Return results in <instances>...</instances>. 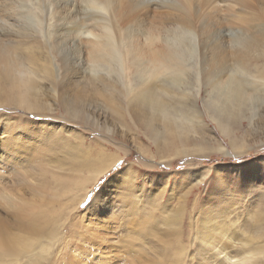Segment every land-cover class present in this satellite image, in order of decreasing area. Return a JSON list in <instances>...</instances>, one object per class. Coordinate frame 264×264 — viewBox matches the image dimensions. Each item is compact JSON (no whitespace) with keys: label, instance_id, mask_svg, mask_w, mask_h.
<instances>
[{"label":"bare ground","instance_id":"1","mask_svg":"<svg viewBox=\"0 0 264 264\" xmlns=\"http://www.w3.org/2000/svg\"><path fill=\"white\" fill-rule=\"evenodd\" d=\"M133 1L142 7L159 3L158 0ZM30 2L0 0V107L7 108L8 113L20 110L24 114L47 117L51 107L63 103L62 96L70 81L79 76L82 79L89 77L105 87L116 83L120 89L113 98L122 96L133 110L141 109L146 113V127L150 128L157 146L161 143L159 150L165 155L166 166L180 156L223 152L221 144L208 134L211 130L207 118L220 135L230 138L234 152L240 149L237 142H233L235 139L231 141V126L243 120L251 123L256 111L264 104V64L251 63L252 58L264 59V47L257 49L254 38L234 35L228 39V44L231 43L227 47L229 54H224V45L218 50L216 40L200 36L186 21L180 23L176 31L166 32L163 38L145 36L141 43L126 34L117 37L104 22L112 0H84V11L93 12L99 19V23L87 27L77 19L76 7L71 1L53 3L52 7L43 6L44 0ZM191 3L192 0H181L175 2V7L188 18ZM21 19L24 26L19 25ZM25 32L38 36L45 45V55L49 58L48 62L44 60L48 67L42 66L43 60H39L42 69L37 68L38 62L34 64L33 53L26 51L32 36ZM23 33L30 39L21 41ZM158 41H162V45L154 46ZM229 56L236 59L231 69L215 71L211 75L207 58L214 62L219 58L224 62ZM38 57L43 59L45 56ZM191 77L194 78L192 84L195 83L188 88L184 83ZM50 97L51 100L46 101ZM200 103L204 113L199 109ZM78 109L68 100L66 114L80 117ZM261 110L264 111V107ZM156 121L161 123L162 133L152 125ZM92 122H95L93 117ZM53 126L32 123L24 119L22 113H0V264H106L111 229L127 230L126 233L153 240L154 232L147 226V216L150 217L154 210L166 211L168 204H161V195L155 198L150 190L148 195L144 193L147 189L144 188L143 193L140 191L141 187L136 184L140 171L132 165L113 175L118 177L117 181L113 176L107 180V185L93 196L82 215L76 214L77 207L98 179L121 158L109 154L107 148L97 143L92 147L85 146L83 135L66 130V126L52 130ZM189 140L196 141L193 149L187 145ZM142 153L145 154L143 149ZM62 163L84 168L87 175L79 176L71 183L64 182L66 179L60 178L61 174L58 176L57 172ZM47 165L52 170H47ZM29 166L33 168L25 170ZM148 169H152L151 166ZM206 173L190 170L179 183L187 184L188 194L199 191ZM146 179L144 182L150 183L148 186L152 189L155 176ZM116 182H119L118 186ZM51 190L53 194L49 195ZM59 191L64 193V199L57 203L54 194ZM136 193L141 196L137 197ZM199 212L206 219L210 218L206 208L201 206ZM222 216L219 212V218L215 215L211 218L220 220ZM211 224L213 234L218 224ZM66 226L69 227L64 233ZM217 230L219 232V228ZM225 246L221 244L222 250Z\"/></svg>","mask_w":264,"mask_h":264},{"label":"rangeland","instance_id":"2","mask_svg":"<svg viewBox=\"0 0 264 264\" xmlns=\"http://www.w3.org/2000/svg\"><path fill=\"white\" fill-rule=\"evenodd\" d=\"M16 1L21 2L23 0ZM30 1L29 4H34L37 0ZM66 1H71L76 7L75 15L83 26L87 27L92 23H99V19L93 12L84 11V0H44L42 4L45 7H52L51 4L53 3ZM180 1L158 0L159 3L146 6L149 7L146 8L137 5L133 0H112L106 17L107 20L104 22L112 28V32L117 37L119 34L122 36L126 34L143 43L145 36L146 38H163L166 32L172 33L180 23L184 24L189 21L190 28L200 36L208 38L210 41L216 40L217 42L214 41V43L218 46V50L220 47L221 50L224 47L222 50L224 54H229L228 50L230 49L227 47L231 46V43L228 44V39L238 34L251 36L258 43L257 49L263 50L264 0H192L188 18L184 17L175 7V2ZM21 20L19 25L24 26L23 19ZM25 33L20 40L32 39L26 51L33 53L34 64L36 65L38 62L37 68L41 67V64L48 67V63L45 64V62L46 60L48 62L49 55H45L47 53L45 45L37 38L38 36L32 33L29 34L38 40L32 37L25 38ZM161 43L162 41H158L154 46L162 45ZM222 45L224 46L222 47ZM85 47L83 45V48ZM202 51L206 52L204 49ZM15 53L18 54V52ZM198 53H200L199 50ZM38 56L45 57L42 59ZM205 56L210 57L207 53ZM208 58L207 65L209 70L213 72L211 75H214L215 71L222 72L231 69L232 64L236 62V59L230 56L228 60H225L226 62L219 61V58L214 62ZM39 60H43V63ZM251 63L261 66L264 64V59L263 57L252 58ZM79 77L70 81L66 91L64 90V96H62L64 97L62 98L63 103L51 107V110L46 114L47 117L24 114L20 110L8 113L9 110L3 107H0V113L8 115H21L22 113L24 119L32 123L54 124L52 130L56 129L57 126H66V130L76 131L81 136L83 135L85 146L92 147L97 143V145L107 148L109 154L121 158L91 188L86 198L77 207V215H82L81 212L86 209L93 196L103 186L107 185V180L112 179V176L119 170L121 171L122 168L130 165L141 172H139V178L136 180L137 186L141 187L140 191L143 193L145 188L147 190L144 193L148 195L150 190V193L154 197L156 196L155 198L161 195V204H165V202L168 204L166 211L162 210L163 213L154 210L150 217L147 216V226L149 230L154 232L153 240L146 236L145 238L140 237L132 232L126 233L127 230L111 229L108 232V239L113 246L110 244L107 250L106 255L109 260L106 259V264H264V111L261 110L264 104L261 105L259 111H256V116L252 118L251 123L243 120L239 124L236 122L233 124L234 126H231V141L235 139L233 142L238 143H235L237 148L240 147V149L235 150L237 152L231 149L230 138H224L220 135L213 122L207 118V126L211 130L208 134L213 140L221 144L223 152L216 153L214 151L204 156H180L166 166L165 155L159 150L161 143L157 146L158 142L155 143L150 128L146 127V113L141 109L133 110L122 96L113 98V96H117L116 92H119V85L117 87V84L114 83L113 86L105 87L88 76L85 79ZM193 79L192 77L189 78L184 84L188 88L193 87L195 83L192 84ZM109 84L112 85L113 83ZM113 90L114 92L111 93ZM67 99L75 104L77 109L79 108L80 114L78 115L80 117L72 116L70 113L66 114ZM47 100H51V97L46 98ZM64 100L66 101L64 102ZM199 109L204 113L202 103L199 104ZM96 116L99 121L95 118ZM152 125L157 126V130L162 133L160 122H153ZM47 128L50 129L49 125ZM195 142L193 140L187 142L189 149H193L192 146ZM82 147L84 148V146ZM142 149L145 154L142 153ZM240 152L243 154H238ZM224 153L229 154L225 155ZM48 166L47 170H52ZM148 166H151L152 169L149 170ZM32 168L29 166L25 170ZM59 168L61 170L57 171L58 176L61 174L59 177L66 179L64 182L71 183L76 181L79 176L87 175L85 169H80L77 165L62 163ZM18 169L20 170V168ZM195 169L200 170V172H207L206 178L200 184L199 191L195 190L188 194L187 184L179 183V180H184V175L190 170L193 172ZM45 176L47 179L49 178L48 175ZM147 176H155V184L153 185L154 188L151 187L152 189L148 186L150 183L144 182L147 180ZM162 176L169 177L164 178ZM113 178L115 177L113 176ZM115 179L117 181L118 177ZM47 181L51 183L49 180ZM119 182H116V186L119 185ZM45 190L48 193L47 185ZM109 191L111 192V189ZM50 192L49 195H52L53 190ZM61 192L54 194L57 196V199H54L57 203L64 199V193ZM136 194L137 197L141 196L139 193ZM201 206L209 211L210 218L214 215L219 218V212L223 216L220 217V220L215 218H207V220L199 212ZM117 208L118 206H115V209ZM222 218L225 219L222 220ZM214 220L217 221L214 222ZM99 222L101 221L99 220ZM140 222L138 220V223ZM211 223L219 225L216 229V225L213 227L215 230L212 228L215 231V233L213 232L214 235L211 234ZM85 225L87 222L83 226ZM95 225L98 224L95 223ZM67 227L69 226L63 230L64 233L68 230ZM218 228L219 232H217ZM219 233L225 236L222 237ZM209 234L211 238L214 236L213 240ZM219 236L224 239L222 240ZM221 244L222 247L223 244L227 245L223 249L225 252L222 250Z\"/></svg>","mask_w":264,"mask_h":264}]
</instances>
